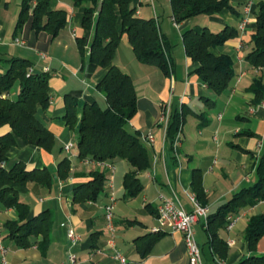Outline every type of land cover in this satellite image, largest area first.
Wrapping results in <instances>:
<instances>
[{"label": "crops", "instance_id": "1", "mask_svg": "<svg viewBox=\"0 0 264 264\" xmlns=\"http://www.w3.org/2000/svg\"><path fill=\"white\" fill-rule=\"evenodd\" d=\"M21 1L0 2V76L7 72L8 60L12 58L30 60L36 73L50 70V106L47 110L39 109L37 118L54 134L56 145L52 152H47L18 139L17 145L8 152L6 166L10 168L22 162L30 171L46 168L57 177L60 162L68 158L71 171L67 179L57 177L56 182L54 178L51 187L29 183L18 190L20 200L31 210L30 217L46 210L52 213L51 240L44 249L37 245L19 248L7 239L4 223L15 220L17 215L14 210H4L0 206V226L4 245L9 249L8 264H69V253L77 256V264H118L113 259L114 250L108 246L110 235L104 216L110 194L116 197L115 248L127 258L128 264H189L180 233L164 232L146 257L137 251L135 240L158 227L157 208L161 194L174 196L187 211L193 210L188 195L195 194L192 186L195 171L202 176L209 216L256 181V166L264 153V97L257 102L251 87L257 80L264 85V68L253 67L246 58L253 49L257 15L264 9V0H231V9L198 16L181 24L173 19L170 0H133L136 17L155 20L172 47L168 56L169 75L158 67L139 62L127 35L122 37L114 58V65L131 76L138 96V113L129 122L128 129L139 132L141 137L151 134L155 139L152 145L143 141L149 149L152 169L140 174L144 189L135 198L128 197L123 185L126 173L131 170L129 164L118 160L114 163L116 171L112 172L109 167L79 159L78 133L64 118L66 96L75 98L81 106L95 102L105 105L101 107L107 106L106 95L97 85L108 69L90 63L88 57L83 58L77 44V38L84 37L88 48L94 36V25L90 31L82 29L85 6L76 7L73 0H51V10L69 13L67 26L51 42L46 35H41L35 46L30 45L33 36L26 27L17 38L25 42L22 46L15 42ZM242 25L244 30L240 29ZM195 27L207 28L214 34L230 27L238 33L224 45L211 49L217 56H230L234 63L232 85L222 95L215 94L202 82L195 73L199 65L186 55L182 34ZM174 45L181 47L179 50L183 52L176 58ZM42 53L46 54V59ZM17 86L10 94L11 99L19 94V84ZM165 107L171 114L175 111L185 113L179 132L180 145L174 147L172 153L169 152L167 129L158 124L160 112ZM69 143L74 145L71 152L65 151ZM259 143H263L262 148L258 147ZM95 171L103 172L108 179L104 193L97 201L74 203V190L89 182ZM263 213L264 201L241 210L231 230L225 227L219 231L228 245L224 260L210 248L204 221L196 223L194 230L203 263L238 264L252 256H264V237L254 251L250 250L245 238L250 218ZM70 228L81 237L79 243L73 244L68 238Z\"/></svg>", "mask_w": 264, "mask_h": 264}, {"label": "trees", "instance_id": "2", "mask_svg": "<svg viewBox=\"0 0 264 264\" xmlns=\"http://www.w3.org/2000/svg\"><path fill=\"white\" fill-rule=\"evenodd\" d=\"M1 2V0H0ZM76 7L85 6L82 29L90 31L94 25V36L86 47L84 37L77 38L83 58L103 69L107 74L97 85L106 95L107 106L98 103L79 105L78 101L66 96V124L76 130L78 158L82 161L107 163L114 166L118 160H125L131 170L124 177V189L129 198L137 197L144 189L140 174L152 169V160L147 145L139 132L128 129L129 122L138 113V96L130 75L114 65V58L122 37L127 35L129 43L142 64L155 66L169 75L168 56L171 45L161 34L155 20L136 17L133 0H73ZM51 0H22L21 11L15 30L17 39L26 27L32 33L33 42L40 41L41 35L48 42L55 40L68 23L69 13L65 10H51ZM173 19L177 24L198 16H211L231 9V0H170ZM119 23L121 29H119ZM238 33L227 27L222 33L214 34L207 28L195 27L184 31L182 40L186 55L198 64L195 73L215 94L222 95L232 85L234 63L228 55H215L211 49L224 45L237 37ZM253 49L247 61L255 68H264V9L257 15L256 31L252 38ZM7 72L0 76V206L12 209L17 218L4 223L7 239L19 248L37 245L46 248L51 240L53 216L49 210L30 217L29 206L19 198V188L29 183L44 187L54 184V176L48 169L28 170L22 162L10 168L8 152L21 139L26 145L52 152L56 139L54 134L37 118L39 109L50 106V73H30L33 64L23 58H12ZM19 84L16 99L10 94ZM256 101L264 97V85L257 80L251 87ZM185 113L175 111L171 115L167 129L169 152L174 150V141L181 131ZM71 163L68 158L60 162L57 177H70ZM91 180L78 186L73 193L74 203L97 201L104 193L108 179L103 172L91 173ZM193 191L198 201L206 206V195L202 176L195 171ZM264 201V153L256 166V181L248 188L237 192L217 213L209 216L206 225L208 244L218 257L224 260L228 245L219 236V231L227 227L230 216H238L241 210L254 207ZM164 233H151L135 240L137 251L144 257L149 255L154 245ZM264 237V213L253 216L248 222L245 238L251 251ZM238 264H264V256H252Z\"/></svg>", "mask_w": 264, "mask_h": 264}, {"label": "built area", "instance_id": "3", "mask_svg": "<svg viewBox=\"0 0 264 264\" xmlns=\"http://www.w3.org/2000/svg\"><path fill=\"white\" fill-rule=\"evenodd\" d=\"M241 30H244V25L240 27ZM18 45H25V42L21 39L15 40ZM42 57L46 59V54L42 53ZM33 70H30L32 73ZM46 73H50L49 69H45ZM171 111L169 108L165 107L160 112V117L158 124L168 129L170 119H171ZM144 142H147L149 145H152L155 141L153 135H147L142 137ZM180 145L179 133L175 138L174 147H178ZM259 148L263 147V143H259ZM74 148L72 143H69L65 146V151L71 152ZM88 163H95L98 166H106L114 172L115 168L111 164L107 163H96L92 161H86ZM190 202L193 205L192 211H187L178 199L174 196H166L161 194L158 198L159 205L157 208V222L158 227L152 230V233H180L183 235L185 247L188 254L189 264H204L202 258L201 248L196 239L194 225L198 223L200 220H203L205 226L207 225L209 218V208L207 206L202 205L195 194L188 195ZM116 197L114 194H110L109 202L104 206L105 210V221L106 228L110 235V239L108 241V246L114 250L113 259L118 264H128L127 258L115 248V239H116V226L114 221V209H115ZM238 220V216H230L227 223V229L231 230ZM68 238L72 241L73 244L79 243L81 241V237L76 234V232L70 228L68 231ZM9 249L4 245V236L3 231L0 226V256H1V264H8L7 254ZM68 263L69 264H77L78 258L76 255L69 253L68 255Z\"/></svg>", "mask_w": 264, "mask_h": 264}, {"label": "rangeland", "instance_id": "4", "mask_svg": "<svg viewBox=\"0 0 264 264\" xmlns=\"http://www.w3.org/2000/svg\"><path fill=\"white\" fill-rule=\"evenodd\" d=\"M165 1H167V0H165ZM179 33V32H178ZM177 32H176V35H180V34H178ZM179 49H181V47L179 48V46H176V45H174V47H173V55H174V58H176V55H179V54H181V53H183L182 52V50L180 51ZM15 87H18L17 85L15 86ZM14 87V88H15ZM17 97H18V94H17ZM17 97H15V99L17 98ZM101 106H105L104 104H102L101 103ZM102 108H105V107H102ZM115 171H116V168H115ZM141 198V197H140ZM121 231H123L124 230V228L122 227V226H117ZM118 234V233H117ZM121 235H119V237H120ZM118 242H119V238H118Z\"/></svg>", "mask_w": 264, "mask_h": 264}, {"label": "water", "instance_id": "5", "mask_svg": "<svg viewBox=\"0 0 264 264\" xmlns=\"http://www.w3.org/2000/svg\"><path fill=\"white\" fill-rule=\"evenodd\" d=\"M54 178H55V181L57 182V177H56V176H54Z\"/></svg>", "mask_w": 264, "mask_h": 264}]
</instances>
